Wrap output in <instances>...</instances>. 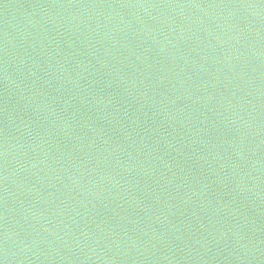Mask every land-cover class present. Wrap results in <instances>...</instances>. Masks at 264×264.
I'll list each match as a JSON object with an SVG mask.
<instances>
[{
	"label": "water",
	"instance_id": "1",
	"mask_svg": "<svg viewBox=\"0 0 264 264\" xmlns=\"http://www.w3.org/2000/svg\"><path fill=\"white\" fill-rule=\"evenodd\" d=\"M0 264H264V0H0Z\"/></svg>",
	"mask_w": 264,
	"mask_h": 264
}]
</instances>
